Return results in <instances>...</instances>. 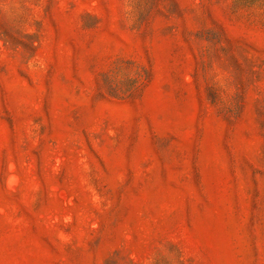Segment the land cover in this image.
I'll return each mask as SVG.
<instances>
[{"label": "rangeland", "instance_id": "1", "mask_svg": "<svg viewBox=\"0 0 264 264\" xmlns=\"http://www.w3.org/2000/svg\"><path fill=\"white\" fill-rule=\"evenodd\" d=\"M0 264H264V0H0Z\"/></svg>", "mask_w": 264, "mask_h": 264}]
</instances>
